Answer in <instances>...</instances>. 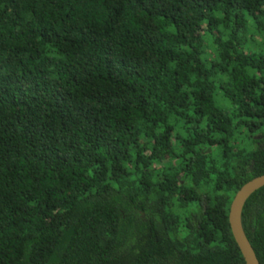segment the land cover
Returning a JSON list of instances; mask_svg holds the SVG:
<instances>
[{"label": "trees", "instance_id": "obj_1", "mask_svg": "<svg viewBox=\"0 0 264 264\" xmlns=\"http://www.w3.org/2000/svg\"><path fill=\"white\" fill-rule=\"evenodd\" d=\"M262 175L264 0H0V264H246Z\"/></svg>", "mask_w": 264, "mask_h": 264}, {"label": "water", "instance_id": "obj_2", "mask_svg": "<svg viewBox=\"0 0 264 264\" xmlns=\"http://www.w3.org/2000/svg\"><path fill=\"white\" fill-rule=\"evenodd\" d=\"M262 188H264V175L246 183L236 193L230 207L229 223L231 231L246 264H260V262L243 227V210L250 197Z\"/></svg>", "mask_w": 264, "mask_h": 264}]
</instances>
